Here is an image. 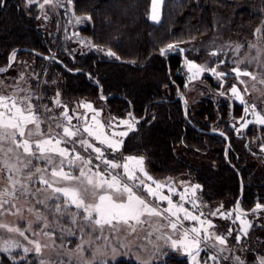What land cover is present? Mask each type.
<instances>
[{"label": "rangeland", "instance_id": "1", "mask_svg": "<svg viewBox=\"0 0 264 264\" xmlns=\"http://www.w3.org/2000/svg\"><path fill=\"white\" fill-rule=\"evenodd\" d=\"M228 1L233 2L236 6L238 4L236 0ZM4 2L5 0H0V6ZM26 4L27 7L33 5L38 7L37 14L43 17L44 21L41 24L45 26L48 24V30L54 33L52 35L53 38L59 40V42L61 41L69 48L68 51H65L67 57H77L83 53L99 52L93 42L80 32L81 28L90 19H87L85 16H77L74 12L72 2L69 3V0H53L51 4H44V0H34L33 3L29 4L28 0H26ZM41 4L44 6L40 7ZM164 4L165 0H157L155 5L152 0L149 18L153 23H161ZM64 9L67 10L66 20L63 17ZM154 9L158 20L152 19ZM77 18H80L79 23L77 22ZM257 29H260V31L257 32ZM211 30L207 35L202 33L201 35H204L203 38H195L193 41L181 43H171L176 45V47L165 53L180 54L184 59L182 72L187 83V94L181 95V97L187 109H193L194 113L204 103L211 102L218 111H220L219 108L221 105H226L229 108L228 118L224 122L219 118L215 125L212 124L213 130L226 134L224 129L218 128V123L222 121L228 129L237 135H250V149L264 156V126L258 123H252L247 127H242L244 120H255V117L252 115L251 105H255V110L264 115V83H262L264 81V18L261 24L256 27L253 38L245 37L244 33L236 28L235 18L224 15L221 11L215 14ZM164 49H167V46ZM20 52L19 49L14 51L15 59L12 58V53L10 63L0 66V69H5L4 71H0V95H15L17 97L31 95L32 103L40 113L41 119L45 121L41 125L42 129L47 130L48 125L51 123L54 131H60L54 127L57 120L63 122V117L60 114L64 109L54 104V99L59 94L58 98L62 104L67 105L70 115L84 116L87 118L88 124H93L92 116L96 115V119L105 126V130L109 134L112 132L128 131L126 125L122 124L121 121L132 119V116L127 115L126 117L120 118L111 115L103 102L87 97H72L67 95L63 87L64 77H61L60 73L52 69V62L46 61L29 52L28 54H19ZM213 52L218 54L212 55L211 53ZM50 55L62 57L61 54L57 53ZM39 58L45 61V63L41 62ZM186 61H193L208 69L214 68L216 73L223 72L226 75L217 77L216 73L205 71L197 79L193 80L191 79L192 74L188 72ZM234 68H240L242 72H251L256 79L253 80L250 76L244 75L237 76L233 71ZM232 87H236L239 90L240 95L243 97V103L232 94ZM102 99L106 100L107 97H102ZM85 102L92 104L93 108L97 110L96 113L80 107ZM236 105L242 108L241 116L235 114ZM44 106L51 109V111H44ZM245 108L249 109L247 114L244 112ZM218 116L220 115L218 114ZM49 117H55L57 120H50L48 119ZM241 117H244V119H241ZM135 121V130L129 131V134L123 138L124 142L119 151L107 149L106 145L100 144L98 141L92 142L97 147L105 150V155L108 159H115L117 162H123L127 156L143 157L144 168L148 175L156 181L171 185L175 189V193H171L165 187L162 189L165 195L171 196L176 203H183L186 208L197 215L203 212L201 218L212 221L215 227L209 229V233L213 234V236H224L227 243L220 245L214 239L202 243V250L196 257L199 262L204 263V261H201V255L204 253L205 259L209 264H237V258L243 261V264H259L260 259L264 257V251L259 249L257 242L259 241V237L257 234L259 232L261 233L259 230L264 226V208L261 207L260 209L256 208L247 211L240 204L236 207H230L227 201H220L216 204L208 205L204 203L201 185L194 196L189 191L186 199L181 201L180 194H183L186 188L190 189L191 186L197 185L189 172L177 177H172L168 174H163V176L158 177L150 172L148 162L144 155H127L123 153L125 140L138 129L139 120L136 119ZM72 123L82 125L84 121L73 119ZM38 138L33 137V139ZM85 138L91 140L87 136ZM115 138L119 139V137ZM10 146L12 145L8 143L3 144L4 149ZM66 146L69 148L73 147L72 144ZM229 149L226 148V156L229 155ZM75 150L85 158L91 157L93 166L100 163L95 159L96 154L91 149L85 151L83 147L76 144ZM15 152L16 154H21L22 150L16 149ZM205 158L213 159L212 163L218 167L219 162L215 157L212 158L211 155L208 157L204 156V158H201V161H208ZM4 160H8L10 164H17L13 154L5 156L4 152H0V191L6 188L11 190L6 180V177L11 173L4 167ZM255 162L257 163V161ZM258 162L259 165L264 166V162H260L259 160ZM32 163L35 167L42 169L49 168V174L45 176V178H48V175H50V166L39 159H32ZM76 163L77 165L80 164L79 161ZM17 166L19 167V164ZM105 168L106 166L101 164L100 170L103 171ZM69 170L73 175H78L77 167H73L72 169L65 168V171ZM30 171H32L31 168L23 170V173L18 178L23 180V176ZM85 171H87V168H85ZM116 173L122 174V169H117ZM137 175L141 176L146 184L152 183V181L143 177L141 173L137 172ZM126 182L129 184L134 183L131 181ZM26 183L29 185L30 192L36 193V195L21 196L17 193V199L0 197V199L11 201V203H5L0 208V224H5L9 227H18L24 232V236H21L18 232H9L5 228H0V249L4 246V241L14 242L13 245L9 246V251L5 252L0 250V256L3 254L11 257L16 256L20 260L33 257L37 260L38 264L42 260L45 261V264H98L120 259H129L141 264H156L162 261L164 262L166 256L174 255L179 259H186L189 261V264H193L192 256L187 255L182 249H173L170 246V241L166 240L167 236H171L172 239L181 238L182 229L173 232L171 228L166 226L168 221L164 217L144 215L141 217L142 223L129 221V224L122 222L115 224L114 228L107 225L101 228L84 220L83 216L85 214L82 209L68 206L66 204V198L62 194L53 193L46 185L39 183L36 175L33 176L32 181H26ZM77 183L76 181L61 182L55 186L70 187L76 186ZM134 190L137 191L138 195L142 194L139 190ZM48 197L51 198L49 199ZM146 199L153 202L155 206L156 202L152 201L151 197L146 196ZM38 200H43L44 202L37 203ZM189 200H194L198 206L193 208L192 204L188 202ZM57 204L61 205L62 209L66 208L69 213H76L77 222L73 224L69 215L57 213L55 211ZM12 205H15V207ZM164 207H167V202L160 203V208L162 209ZM17 209H19L18 212ZM217 209H220L224 213L231 212V218H221L219 213L212 215ZM167 215L165 213V216ZM237 216H240V219H237ZM38 217L42 219H38ZM241 220H247L251 224L246 236L241 231L243 228ZM45 223L48 225L47 228L43 227ZM183 226L186 228L199 227L198 223L194 221H184ZM229 229H231V235H229ZM44 233H49L50 235H45ZM202 235L204 234L202 233ZM30 241H38L41 245H47V247H43L42 253L37 254L32 251L34 245ZM212 244H215L216 247H211ZM15 245H19V247ZM79 245L83 246L82 249H78ZM25 247L29 248L30 251L24 252L23 249ZM220 249H223V251H220ZM210 255H216L217 260H208Z\"/></svg>", "mask_w": 264, "mask_h": 264}, {"label": "trees", "instance_id": "2", "mask_svg": "<svg viewBox=\"0 0 264 264\" xmlns=\"http://www.w3.org/2000/svg\"><path fill=\"white\" fill-rule=\"evenodd\" d=\"M236 1L237 6L228 0H165L162 21L155 24L149 18L152 0H73L77 16L91 17L80 32L99 52L67 57L65 51L69 48L53 38L48 24H41L43 17L37 14L36 5L27 7L26 0H5L0 6V66L8 65L11 54L21 48L46 55L61 54L57 58L68 69L89 74H73L52 62V69L64 77L67 95L96 99L106 105L111 115L122 118L131 114L139 120L138 129L125 140L123 153L144 155L150 172L158 177L189 172L194 182L202 186V197L208 205L227 201L230 207L240 204L250 211L257 204L264 206V166L258 162H264V156L250 149V135H237L223 123L229 115L226 105H221L220 111L211 102L204 103L195 113L187 109L181 97L187 94L182 72L184 59L180 54H161V49L171 43L193 41L210 33L219 11L233 16L236 28L245 37L253 38L264 18V0ZM66 12L64 9L65 20ZM108 49L119 59L107 56ZM241 110L236 105L235 114L241 116ZM219 118L223 122L218 123V128L225 130L226 138L201 132L189 122L208 132ZM209 155L217 159L218 167L213 159L201 161ZM259 231L257 242L264 251V226ZM201 261H206L204 253ZM0 264L38 262L33 257L20 260L3 254ZM98 264L141 263L120 259ZM156 264L189 261L169 255Z\"/></svg>", "mask_w": 264, "mask_h": 264}, {"label": "snow or ice", "instance_id": "3", "mask_svg": "<svg viewBox=\"0 0 264 264\" xmlns=\"http://www.w3.org/2000/svg\"><path fill=\"white\" fill-rule=\"evenodd\" d=\"M34 0H28V3H33ZM53 0H44V4H51ZM72 0H69L71 3ZM157 0H153L155 5ZM44 5L41 4L40 7ZM91 19V17H87ZM153 20H158V16L152 15ZM77 22H80V18H77ZM257 32L260 29L256 30ZM176 45L169 44L167 49H161V54H165L166 51L174 49ZM104 51V49H100ZM182 51V50H181ZM106 54L111 57H115L116 53L111 49L106 50ZM212 55L218 53L213 52ZM12 58L15 59V53L12 54ZM188 72L191 73V79H197L205 71H211L216 73V70L208 69L205 66L196 64L193 61H186ZM5 69H0L4 71ZM233 71L237 76L244 75L250 76L253 80L256 77L247 71H241L240 68H234ZM217 77H223L226 73H216ZM243 83V81H241ZM264 83V81H262ZM231 92L237 99L243 103V97L240 95L239 90L236 87L231 88ZM223 95V93H221ZM54 99V104L64 109L60 114L63 117V122H60L55 117H49L50 120H57L55 128L60 131H54L53 125L50 123L47 130L41 128V125L45 122L41 119V115L38 112L36 106L32 103V96L25 95L23 97L4 96L0 95V152H4L5 156L13 154L17 164H10L8 160H4V167L8 169L10 175L6 177L7 183L10 185V189H4L0 191V197H12L17 199V193L21 196L36 195V193L30 192L29 185L26 181H32L33 176L36 175L39 183L46 185L52 190L53 193H60L66 198V204L68 206H74L76 209H82L83 219L90 223L103 228L105 225L114 228L115 224L124 223L129 224V221H135L136 223H142L141 217L144 215L164 217L167 219V227L171 228L173 232L178 229H182L181 238L172 239L171 236H167L166 240L170 241V246L173 249L183 250L187 255L192 256L193 264H199L196 257L199 255L201 244L205 243L210 239L218 241L220 245H225L227 240L224 236L215 235L209 233V229L214 228L215 225L211 220L202 219L203 212L199 215L193 213L184 206L183 203H176L172 197L165 195L162 189L167 187L168 192L175 193V189L171 185H166L162 182L154 180L144 168V158L137 156H127L123 162H117L115 159H108L105 155V150L97 147L92 141H98L100 144L106 145L107 149L113 151H119L123 145V138L129 134V131L135 130V118L121 121L122 124L126 125L128 131L112 132L109 134L105 130V126L101 124L97 119L96 115L92 116L93 124L87 123V118L84 116H73L69 114L67 105L62 104L58 98ZM38 98V97H37ZM93 113H96V109L93 108L90 103H83L80 105ZM252 115L255 120H244L242 127H247L249 124L258 123L264 126V115L261 112L256 111V106L251 105ZM44 111H51L44 106ZM249 111L248 108L244 109L245 114ZM98 114V113H97ZM131 116V114H129ZM73 119L83 120L82 125H75L72 123ZM244 119V117H241ZM32 126V127H29ZM85 136L91 138L87 139ZM33 137H39L33 139ZM119 137V139L115 138ZM8 143L12 146L7 149L3 148V144ZM72 144L73 147L69 148L66 145ZM79 144L87 151L91 149L94 152L95 159L100 163L93 166V160L91 157L85 158L79 152L75 150V145ZM21 149V154H16L15 150ZM23 156V159H22ZM59 158V159H57ZM32 159L43 160L48 166H50V175L45 178L46 174H49V168L35 167L32 163ZM77 161L80 162L77 165ZM101 164L105 165L106 168L101 171ZM92 166V167H89ZM72 169L73 167L78 168V175H73L72 172L65 171V168ZM32 169L23 176V180L18 178L25 169ZM87 168V171H85ZM117 169H122L121 173H116ZM137 172L141 173L147 180L152 181L151 184H146L145 180L141 176L137 175ZM38 174V175H37ZM83 178V179H82ZM78 182L76 186L70 187H57L55 185L61 182ZM126 181L134 182L129 184ZM86 185V186H84ZM200 185H193L190 189H185L183 194H180V200L184 201L188 196L189 191L194 196ZM139 190L142 194L138 195ZM42 191V190H38ZM147 197H151L152 201L156 202L155 206L153 202H150ZM49 199L51 197H48ZM43 200H38L37 203H43ZM167 202V207L160 208V203ZM193 208L198 205L194 200H189ZM5 203H11L9 200L0 199V208ZM15 207V205H12ZM222 207V206H221ZM264 207L260 204L256 205L257 209ZM19 209H17V212ZM31 211V209H29ZM55 211L61 214H67L71 217V222L75 224L76 213H69L67 209H62L61 205L55 206ZM239 211V209H237ZM165 213L168 215L165 216ZM220 214L221 218L230 219L232 213L221 212L217 209L212 215ZM15 214V213H14ZM181 214H183L181 216ZM174 218V219H173ZM38 219H42L38 217ZM240 219V216H237ZM184 221L197 222L199 227H184ZM243 228L241 231L243 235H247L248 229L251 224L247 220H241ZM44 228L48 225L45 223ZM0 228H5L9 232H18L19 235L24 236V232L18 227H9L5 224H0ZM134 230V229H133ZM202 233L204 235H202ZM50 235L49 233H44ZM229 235H231V229H229ZM27 239V237H26ZM37 254L42 253V248L47 245H41L38 241H30ZM12 241H4L2 249L5 252L9 251V246L13 245ZM19 247V245H15ZM61 247H63L61 245ZM82 245L78 246V249H82ZM211 247L215 248L216 245L212 244ZM24 252L30 251L29 248L25 247ZM223 251V249H220ZM208 260L216 261V255H210ZM40 264H45V261H41ZM207 264V260L204 262ZM237 264H243V261L237 258ZM259 264H264V257L259 261Z\"/></svg>", "mask_w": 264, "mask_h": 264}, {"label": "water", "instance_id": "4", "mask_svg": "<svg viewBox=\"0 0 264 264\" xmlns=\"http://www.w3.org/2000/svg\"><path fill=\"white\" fill-rule=\"evenodd\" d=\"M19 50H20V51L30 52V53L34 54L35 56L40 57V58H42V59H44V60H46V61L59 63L63 68L67 69L68 71H70V72L73 73V74H77V73H79V72H80V73H85V74H87V73L84 72V71H74V70H70V69H68V68L66 67V65H65V64H64L59 58H57V57L54 56V55H46V54H42V53H40V52H38V51H36V50L30 49V48H21V49H19ZM87 75H89V74H87ZM188 120H189V119H188ZM189 122L192 124V126H194L197 130H199V131H201V132L208 133V134H217V135H223V136H226L223 132L216 131V130H212V131H208V132L203 131V130L197 128V126H196L195 124H193L191 121H189ZM227 141H228V147H227V149H229V148H230V140H229L228 137H227ZM263 208H264V207H263Z\"/></svg>", "mask_w": 264, "mask_h": 264}, {"label": "crops", "instance_id": "5", "mask_svg": "<svg viewBox=\"0 0 264 264\" xmlns=\"http://www.w3.org/2000/svg\"><path fill=\"white\" fill-rule=\"evenodd\" d=\"M199 264H204L203 262H199ZM208 264V263H207Z\"/></svg>", "mask_w": 264, "mask_h": 264}]
</instances>
